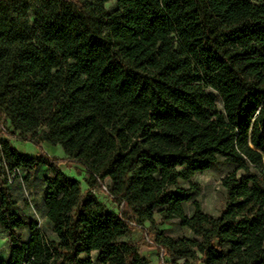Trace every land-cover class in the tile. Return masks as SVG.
Masks as SVG:
<instances>
[{
    "label": "trees",
    "instance_id": "obj_1",
    "mask_svg": "<svg viewBox=\"0 0 264 264\" xmlns=\"http://www.w3.org/2000/svg\"><path fill=\"white\" fill-rule=\"evenodd\" d=\"M111 1L0 0V116L23 140L62 146L88 174L83 193L65 160L0 142L10 250L0 264H93V252L100 264H145L123 240L129 220L94 193L106 179L140 224L163 208L164 222L180 218L200 238L161 231L168 254L196 248L203 264H264V0H116L109 11ZM221 158L244 170L224 183L226 209L215 218L195 203L189 219L194 191L179 180ZM40 166L56 238L33 222L24 242L9 170Z\"/></svg>",
    "mask_w": 264,
    "mask_h": 264
},
{
    "label": "rangeland",
    "instance_id": "obj_2",
    "mask_svg": "<svg viewBox=\"0 0 264 264\" xmlns=\"http://www.w3.org/2000/svg\"><path fill=\"white\" fill-rule=\"evenodd\" d=\"M109 11L116 8V0H113L105 6ZM35 17L31 16V25H35ZM222 108L221 101H218ZM10 125V122L5 117L0 116V142L9 140L11 145L19 152L28 157L45 158L46 160H65L60 166L62 171L70 178L80 182L83 193L88 189L86 180L88 174L86 169L76 163L67 159V155L62 146L51 145L41 142L35 144V139L28 136L27 139H21ZM1 148V147H0ZM2 161L0 160V166ZM184 168H180L183 171ZM253 172L256 173L254 169ZM244 174V170L240 166L226 161L221 158L220 162L202 173H197L190 177L181 178L177 187L184 190H193L194 195L191 202L185 205V211L188 218H192L195 213V203L200 206V209L205 214H210L215 218L220 217L222 212L226 209L228 203V194L225 188V182L231 176L236 175L240 178ZM49 176V168L47 166H40L32 173L26 168H14L9 170L10 189L18 204L17 212L26 222V227L20 230L24 242H28L30 237V227L33 222H37L38 228L49 239H55L56 234L53 232V226L50 224L46 215V207L44 204L47 195L46 180ZM175 187L170 188L174 190ZM97 197L104 203L107 210L113 211L123 218L128 219L131 225L130 233L123 238L139 248L141 260L145 264H203L201 255L197 249H192V253L188 257L173 256L159 243L158 234L163 231L164 236L172 237L176 240H200L195 236L189 224L180 218L170 220H162L161 210L155 211V222L141 223L134 216L133 212L126 209L123 203L116 201L111 193V180L106 179L100 182L97 190H94ZM10 250L8 247L7 235L0 227V262L8 259ZM97 252L91 254L93 264H100L97 262ZM87 255H81V258H86ZM69 264V263H67Z\"/></svg>",
    "mask_w": 264,
    "mask_h": 264
},
{
    "label": "flooded vegetation",
    "instance_id": "obj_3",
    "mask_svg": "<svg viewBox=\"0 0 264 264\" xmlns=\"http://www.w3.org/2000/svg\"><path fill=\"white\" fill-rule=\"evenodd\" d=\"M6 260V259H5Z\"/></svg>",
    "mask_w": 264,
    "mask_h": 264
}]
</instances>
